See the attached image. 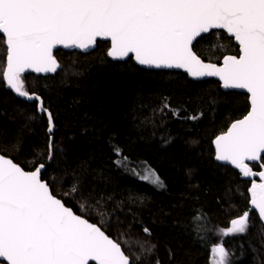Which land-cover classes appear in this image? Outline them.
I'll use <instances>...</instances> for the list:
<instances>
[{
  "label": "trees",
  "instance_id": "trees-1",
  "mask_svg": "<svg viewBox=\"0 0 264 264\" xmlns=\"http://www.w3.org/2000/svg\"><path fill=\"white\" fill-rule=\"evenodd\" d=\"M109 48L98 41L86 54L58 50L56 73L23 75L26 90L52 113L48 134L37 103L6 89L0 35V154L26 171L43 164L41 178L53 194L119 242L133 264H211L216 244L228 251L227 264H264V226L255 211L245 233L221 234L249 210L252 182L216 162L213 140L247 114L248 96L181 70L112 60ZM194 51L216 64L239 53L221 30L199 38ZM259 163L250 167L259 171ZM150 171L163 188L150 182Z\"/></svg>",
  "mask_w": 264,
  "mask_h": 264
},
{
  "label": "snow or ice",
  "instance_id": "snow-or-ice-1",
  "mask_svg": "<svg viewBox=\"0 0 264 264\" xmlns=\"http://www.w3.org/2000/svg\"><path fill=\"white\" fill-rule=\"evenodd\" d=\"M212 29H222L239 46L238 55H224L219 66L194 51L197 38ZM0 34L6 47L2 80L17 96L39 102L49 133L52 113L39 95L26 90L23 75L57 72V46L87 50L98 38L110 40L107 55L114 60L183 69L197 79L215 76L225 89L246 91L249 110L213 140L215 159L261 182L253 180L248 189L251 208L221 234L245 233L251 209L264 221V0H0ZM52 152L50 137L49 158ZM248 161L260 162L261 170L253 171ZM43 168L25 171L0 155V264H133L119 242L53 194L41 178ZM150 176L151 183L164 187L155 171ZM211 253V264H227L222 244Z\"/></svg>",
  "mask_w": 264,
  "mask_h": 264
},
{
  "label": "water",
  "instance_id": "water-1",
  "mask_svg": "<svg viewBox=\"0 0 264 264\" xmlns=\"http://www.w3.org/2000/svg\"><path fill=\"white\" fill-rule=\"evenodd\" d=\"M213 30H221V31H223L222 29H212V30H210V32L211 31H213ZM209 32V33H210ZM224 32V31H223ZM209 33H206V34H202V36H205V35H208ZM226 35H227V33H225ZM1 36H2V34H0ZM201 36V37H202ZM228 36V35H227ZM201 37H199V38H201ZM199 38H197V40L199 39ZM230 38V37H229ZM231 39H233V38H231ZM98 41H102V42H109V44H110V46H111V42H110V40H104V39H101V38H98L97 39V42ZM233 41H234V44L238 47V51H239V46H238V44L235 42V40L233 39ZM96 42V43H97ZM96 48V44L92 47V48H89V49H87V50H81V49H78V48H64L63 46H57L54 50H53V54L56 52V51H58V50H62V51H65V52H74V51H76V52H81V53H84V54H86V53H90L91 51H93L94 49ZM111 58V57H110ZM112 59V58H111ZM127 59H129V58H125L124 60H115V61H125V60H127ZM112 60H114V59H112ZM132 61L138 66V67H140V68H142V69H145V70H181V71H183V72H185L183 69H176V68H172V69H167V68H160V69H157V68H149V67H146V66H143V65H139V64H137L136 63V61L134 60V59H132ZM223 61V60H222ZM222 61H221V63L220 64H222ZM205 63H212V62H207V61H204ZM216 64V63H215ZM220 64H217V66H219ZM5 65H6V63H5ZM59 70V69H58ZM57 70V71H58ZM56 73V72H55ZM185 73H187V72H185ZM26 74H33L34 76H37V77H40V76H46V75H48V74H53V73H36V72H32L31 70H29V71H27V72H25L24 73V75H26ZM188 74V73H187ZM191 77V76H190ZM193 78V77H192ZM193 79H195V80H197V81H199V80H215V81H217L219 84H220V88H221V90L222 91H224V92H230V91H235V92H240V93H244V94H246L247 96H248V94L246 93V91H244V90H240V89H225V88H223L222 86H221V81L219 80V78L218 77H215V76H205V77H202V78H193ZM6 86V85H5ZM6 89L8 90V91H10V92H12V90L11 89H9L7 86H6ZM12 94L16 97V98H18V99H20V100H22V101H24V102H27V103H33V102H36L37 103V106H38V101H30V100H27V99H25V98H22V97H19V96H17L14 92H12ZM249 107H250V105H249ZM37 110H38V107H37ZM38 113L39 114H44L45 115V117H46V119H47V122H48V118H47V114L46 113H41L40 111H38ZM243 118V117H242ZM242 118H240V119H242ZM238 120V119H237ZM236 121V120H235ZM234 122V121H233ZM232 122V123H233ZM231 123V124H232ZM231 124L229 125V127L231 126ZM228 127V128H229ZM227 128V129H228ZM227 129H226V131H227ZM225 131V132H226ZM48 134H51V133H49L48 132ZM222 134V133H221ZM220 135V134H219ZM213 148H214V152H215V145L213 144ZM0 155H2V154H0ZM6 157V156H5ZM7 158H9V157H7ZM11 159V158H10ZM216 160V159H215ZM14 162V161H13ZM216 162H218L219 164H222V165H226V166H228V167H230V168H232V169H234V170H237V171H239L238 169H236V168H234L232 165H230V164H227V163H225V162H221V161H217L216 160ZM15 163V162H14ZM248 164H249V166L251 165V164H256V163H258V162H252V161H248L247 162ZM17 164V163H16ZM20 166V165H19ZM35 170V169H34ZM26 171V170H25ZM44 171V168L42 169V171H41V173ZM253 171H257V170H253ZM260 171V170H259ZM241 177H242V179H244V180H247V181H250V182H252L253 180H255L257 183H260L261 181H260V178H259V176H252V177H243L242 175H241ZM58 198V197H57ZM66 206V205H65ZM67 207V206H66ZM70 208V207H69ZM250 208H251V206H250ZM249 208V209H250ZM251 211H255V209H251ZM256 212V211H255ZM257 213V212H256ZM76 214V213H75ZM78 215V214H77ZM257 215H258V213H257ZM81 216V215H80ZM83 217V216H82ZM83 218H85V217H83ZM258 218H259V215H258ZM86 219V218H85ZM259 220L261 221V223L263 224V226H264V221H262L260 218H259ZM90 222V221H89ZM90 223H92V222H90ZM107 235V234H106ZM111 238V237H110ZM112 239V238H111ZM2 264H6V262H2ZM90 264H95V261H90Z\"/></svg>",
  "mask_w": 264,
  "mask_h": 264
},
{
  "label": "rangeland",
  "instance_id": "rangeland-1",
  "mask_svg": "<svg viewBox=\"0 0 264 264\" xmlns=\"http://www.w3.org/2000/svg\"><path fill=\"white\" fill-rule=\"evenodd\" d=\"M211 262H212V253H211Z\"/></svg>",
  "mask_w": 264,
  "mask_h": 264
},
{
  "label": "bare ground",
  "instance_id": "bare-ground-1",
  "mask_svg": "<svg viewBox=\"0 0 264 264\" xmlns=\"http://www.w3.org/2000/svg\"><path fill=\"white\" fill-rule=\"evenodd\" d=\"M42 173H43V172H42ZM42 173H41V174H42Z\"/></svg>",
  "mask_w": 264,
  "mask_h": 264
}]
</instances>
